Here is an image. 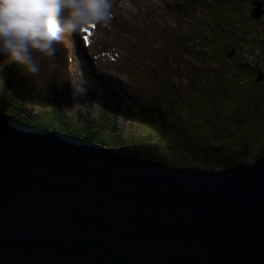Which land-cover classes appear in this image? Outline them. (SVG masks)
Wrapping results in <instances>:
<instances>
[{"label":"water","instance_id":"1","mask_svg":"<svg viewBox=\"0 0 264 264\" xmlns=\"http://www.w3.org/2000/svg\"><path fill=\"white\" fill-rule=\"evenodd\" d=\"M0 264H264V157L174 167L0 114Z\"/></svg>","mask_w":264,"mask_h":264},{"label":"rangeland","instance_id":"2","mask_svg":"<svg viewBox=\"0 0 264 264\" xmlns=\"http://www.w3.org/2000/svg\"><path fill=\"white\" fill-rule=\"evenodd\" d=\"M252 1L250 7H247L244 3H239L236 7L237 15H239L233 22L225 19L222 23V12L217 15V17L221 15V17L216 19L214 29H217V31L227 30L230 37L226 38L223 36L225 33H217L214 30L217 34L215 38L221 40L224 37L223 41H236L243 44V47L236 43V58L234 57L230 64L222 62L218 74L219 81L214 88V84L211 85L207 95L208 99H205L199 106L198 103L189 102L187 106L189 111L184 110L183 117L177 122L176 128L181 133L179 137L185 140V150L188 147L191 148L193 143L196 142L203 145L209 151V154H212L213 158L219 162L213 164L196 162L197 164L194 163L191 167L219 171L230 166L227 162L230 159L237 158L243 163H250L249 158L264 157V21H262L264 19V0ZM186 2H190V0H111V19L107 27L99 26L98 30L101 29L99 34L107 43H111L114 47L112 51L116 52L126 62V65H132L137 69L138 61L132 63V60L136 57L139 59L142 57L143 59V56L156 53V50L161 49L160 46H163L169 38L167 35H163L166 28H172L173 19L184 17V12L179 13L176 8ZM254 3L256 5H253ZM222 11L224 12V10ZM253 11L255 19L250 16V12ZM210 12L208 17L212 21ZM214 12L218 13L215 9ZM195 17L197 19L207 18L202 12L196 13ZM248 18L249 20H247ZM227 23L230 25H226ZM241 23H243V26L240 25ZM124 24L127 26H124ZM138 27L142 28V38L137 35L136 29ZM241 28H244V30ZM76 35L78 44L76 42L73 45L61 40L56 45L57 51L55 54L60 55L54 62L59 71L54 76L49 74L54 70L50 69L48 62H43L44 65L40 63L42 70L47 72L50 79H53V83L56 84L54 87L61 90L65 89L66 100L58 107L62 120H65L66 124L73 122V114L75 110L80 108V117L85 119L86 123L93 121V115H95V112L100 111L103 106L99 102L98 96L103 94L108 98L107 102H111L108 90L104 87L112 81L114 85L122 86L121 88L124 91L122 92L119 88L113 91L118 100L116 106L119 109V115L114 118L115 130L122 135L128 134V136H125L126 141L137 145L132 146L133 151L142 153V147L138 146L136 140L142 142V139L147 136V129L142 130V123H138L134 104L128 101V99L136 96L134 97L137 99L135 102L138 101L141 105L143 103L141 95L133 93V96L127 95V92H131L132 89L127 77L110 69L108 70L106 66H101L106 64L95 63L93 55L100 53L101 49L95 47V51L91 53L88 49L83 48L78 38L79 33H76ZM107 35H110L109 38H107ZM211 37H214L213 32ZM138 42H141L142 45L136 51L134 45ZM253 42H255V46ZM65 46L70 47L72 51L82 56L75 54L79 69L76 66V61L71 60L70 55L63 56V53H66ZM149 50H152V52ZM220 50L217 48V52H220ZM211 51L214 55H217L214 47H211ZM38 58H42V56H38ZM47 59L49 60V58ZM218 61L221 63L219 58ZM143 65L145 72L155 69V66L148 62H143ZM208 67L213 66L209 65ZM62 77H64L63 81ZM65 77H69L68 83ZM113 81H116L117 84ZM185 81L186 79L182 80L184 83ZM36 83L31 89L38 88L42 94V86ZM222 85H224V89H221L225 91L220 93L217 86L221 87ZM136 89L138 93L145 95L142 88L136 87ZM54 93L56 95L57 91H54ZM37 95L38 102L33 105H26V112L33 117L45 115L43 111H45L44 107L46 108L48 99V95L44 96L42 94L44 100H40V94L37 93ZM121 97L125 103L121 101ZM39 105H43V109ZM106 110L108 109L106 108ZM108 115H111V113ZM108 118L110 122V116ZM221 128H224L225 131H220ZM196 133H200V135ZM218 133H221V138L219 136L216 138ZM129 135H132V137L130 138ZM244 138L246 140L243 141ZM165 147L160 148L159 161L168 166L178 167L174 164L176 158L172 156L171 149ZM213 147L220 148L219 152L213 151ZM242 158L245 159L242 161ZM183 167L186 166L183 165Z\"/></svg>","mask_w":264,"mask_h":264},{"label":"trees","instance_id":"3","mask_svg":"<svg viewBox=\"0 0 264 264\" xmlns=\"http://www.w3.org/2000/svg\"><path fill=\"white\" fill-rule=\"evenodd\" d=\"M249 1L250 0H190V2L183 3L180 7L176 8V11L179 13L184 12V17L173 19L172 28H166L163 35H167L169 38H167L168 40H166L163 46H160L161 49L156 51L154 49L156 53L143 56V59L142 57L141 59L136 57L132 60V63H137L138 61L137 69L132 65H126V62H124L116 52L112 51L114 47L111 43H107L99 34V31H101V29L98 30L99 25H94L89 29L90 35L87 46L80 40L83 48L88 49L91 53L95 51V47L101 49L100 53L93 55V61L95 63L106 64L101 66H106L108 70L110 69L115 73L123 74L127 77L132 87L131 92H127V95H141L143 100L141 105L138 101L135 102L137 99L134 97L136 96L128 99V101L134 104L133 106L136 109L138 123H142V130L147 129L146 138L142 139V142L136 140L138 146L142 147V153L133 151L132 146L137 145H133L126 141L125 136H128V134L122 135L115 130L114 118H117L119 115V109L116 106L118 100L114 96L113 91H115L116 88H119L122 92L124 91L121 88L122 86L119 87L120 85H114L112 81L104 87L108 90V96L111 102L108 103V98L103 94L98 96V100L103 106L100 111L97 113L95 112L93 121L86 123V120L80 117V108L75 110L73 122L71 121V123L66 124L65 120H62L58 107L66 100L65 89H56L54 87L56 84L52 81L53 79H50L48 73L42 70L40 65V63L44 65L43 62H48V64H50V69L54 70L49 72V74L54 76L59 71L54 62L60 55L58 53L50 57L42 56V58H38V56L34 54V62L37 63L39 68V71L35 74L25 72L23 68L17 64H4L3 57H0V114L13 117L17 121L33 128L45 129L48 131H55L56 133L59 132L64 135L83 138L90 142L103 144L113 151L142 158L150 157V159L157 161L160 160V148L166 146L165 148L171 149L172 156L176 158L174 164L181 168H184L183 165H185L186 168H194L191 167V165L196 162L203 164L218 162L217 159L213 158L212 154H209V151L203 145L196 142L193 143L191 148L188 147L185 150V140L179 137L181 133L176 126L177 122L183 117L185 113L184 110L189 111V108H187L189 102L193 104L194 102L198 103L199 106L205 99H208L207 95L211 85L214 84V88L219 81L218 74L222 64H230L234 57L236 58L237 44L243 47V44L236 41H223L224 37L221 40L215 38V35H217L214 32V30L217 31V29H214L216 19L220 18L222 15V23H224L225 19L231 22L235 21L239 15H237L238 11H236V7L240 2L246 4ZM214 9L218 12L217 14L214 12ZM222 10H224V12ZM198 12H202L207 18L197 19L195 14ZM209 12L212 14V21L208 17ZM219 12H222V14L217 17ZM249 18L251 19V17ZM249 18L247 20H249ZM262 21H264V19H262ZM226 25L229 26L230 24L227 23ZM240 25L243 26V23ZM124 26L127 25L124 24ZM241 29L244 30V28ZM136 32L137 35L142 38V28L138 27ZM212 32L214 33L213 38L211 37ZM217 33H225L223 36L226 38L230 37L229 31L227 30H220L217 31ZM81 35L83 34L79 33V36ZM109 36L110 35H107V38H109ZM61 40H65L73 45L74 43L76 44V42L78 44L76 33L65 34ZM255 42H253L254 46ZM141 45V42L134 45L136 51H138ZM211 47H214L217 55L212 53ZM65 48L66 53H63V56L70 55L71 60H75L77 66L78 62L76 55L80 54L72 51L70 47L65 46ZM217 48L221 49L220 52H217ZM150 52H152V50ZM47 58H49V60ZM218 58L221 63L218 61ZM143 62H148L152 66H155V69L145 72ZM209 65L213 67H208ZM133 69L135 70L133 71ZM65 79L68 83L69 77H65ZM185 79V83L182 82V80ZM63 80L64 77H62V81ZM36 82L38 85L42 86V94L44 96L48 95L46 108L44 107L45 111H43L45 115L39 117H33L26 112V105H33L39 101L37 93L41 95H39L40 100H44L38 88L31 89ZM113 82L117 84L116 81ZM136 87L142 88L145 95L138 93ZM221 88L224 89V85L221 87L217 86V90L220 93L225 91ZM54 91H57L56 95ZM121 101L124 102L122 97ZM39 106L43 109V105ZM106 108L108 110H106ZM109 113H111V115H108ZM109 116L111 118L110 122L108 121ZM220 131L225 130L221 128ZM197 135H200V133ZM218 136L221 138V133L216 134V138ZM129 137L131 138L132 135H129ZM244 140L246 139L244 138L243 141ZM144 143H146V145H144ZM213 148L212 150L216 152L220 150V148L217 147ZM244 159L245 158H242V161ZM250 160L254 162L256 158H249V161ZM227 162L230 166L243 163L237 158L230 159L229 161L227 160Z\"/></svg>","mask_w":264,"mask_h":264},{"label":"clouds","instance_id":"4","mask_svg":"<svg viewBox=\"0 0 264 264\" xmlns=\"http://www.w3.org/2000/svg\"><path fill=\"white\" fill-rule=\"evenodd\" d=\"M111 8V0H0V57L35 74L34 54L53 56L65 34L107 27Z\"/></svg>","mask_w":264,"mask_h":264},{"label":"snow or ice","instance_id":"5","mask_svg":"<svg viewBox=\"0 0 264 264\" xmlns=\"http://www.w3.org/2000/svg\"><path fill=\"white\" fill-rule=\"evenodd\" d=\"M92 27L93 26L90 25L88 28L82 29L80 31V33H82L83 35L79 36L78 38L82 40L85 46H87L89 43V35H90L89 29H91Z\"/></svg>","mask_w":264,"mask_h":264},{"label":"flooded vegetation","instance_id":"6","mask_svg":"<svg viewBox=\"0 0 264 264\" xmlns=\"http://www.w3.org/2000/svg\"><path fill=\"white\" fill-rule=\"evenodd\" d=\"M252 2H253V1L250 0L248 3H246L247 7H249V6L251 5ZM249 9H250V8H249Z\"/></svg>","mask_w":264,"mask_h":264},{"label":"bare ground","instance_id":"7","mask_svg":"<svg viewBox=\"0 0 264 264\" xmlns=\"http://www.w3.org/2000/svg\"><path fill=\"white\" fill-rule=\"evenodd\" d=\"M92 78V77H91ZM97 107V106H96Z\"/></svg>","mask_w":264,"mask_h":264}]
</instances>
